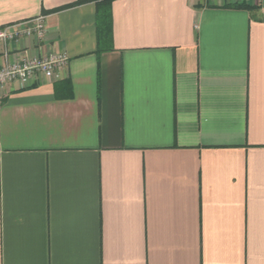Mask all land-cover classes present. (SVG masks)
<instances>
[{"label":"crops","instance_id":"1","mask_svg":"<svg viewBox=\"0 0 264 264\" xmlns=\"http://www.w3.org/2000/svg\"><path fill=\"white\" fill-rule=\"evenodd\" d=\"M99 2L0 0L68 57L0 86V264H264V0Z\"/></svg>","mask_w":264,"mask_h":264},{"label":"built area","instance_id":"2","mask_svg":"<svg viewBox=\"0 0 264 264\" xmlns=\"http://www.w3.org/2000/svg\"><path fill=\"white\" fill-rule=\"evenodd\" d=\"M44 16L30 21L18 22L0 28V44L8 49L14 41L37 37L43 39L47 33ZM7 49L5 54L7 55ZM7 57V56H6ZM68 63V57L62 53H51L44 57H31L21 62L7 63L0 68V86L18 82L25 86L36 74L50 78L59 74Z\"/></svg>","mask_w":264,"mask_h":264},{"label":"trees","instance_id":"3","mask_svg":"<svg viewBox=\"0 0 264 264\" xmlns=\"http://www.w3.org/2000/svg\"><path fill=\"white\" fill-rule=\"evenodd\" d=\"M98 2L101 1L105 4H110L113 0H97ZM100 3V2H99ZM101 13L103 14V10L101 11ZM102 19V18H101Z\"/></svg>","mask_w":264,"mask_h":264}]
</instances>
